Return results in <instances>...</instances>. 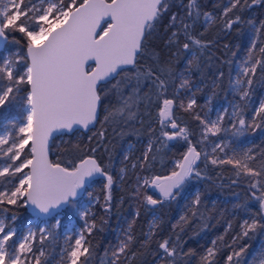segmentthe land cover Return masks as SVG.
Segmentation results:
<instances>
[{
    "label": "snow or ice",
    "instance_id": "obj_1",
    "mask_svg": "<svg viewBox=\"0 0 264 264\" xmlns=\"http://www.w3.org/2000/svg\"><path fill=\"white\" fill-rule=\"evenodd\" d=\"M181 3L184 15L172 12L164 26L166 32L171 29L166 46L180 45L183 35L185 42L181 47L191 54L186 64L190 71L192 66L199 65L197 50L203 52L212 43L203 40L204 33L193 34L196 21L203 15L204 25H209L214 18L211 13L201 12L198 0ZM258 3L264 0H227L217 19L224 29L230 30L242 22L240 13L245 8ZM171 7L172 0H0V48L9 42L17 46L15 51L5 49L0 53V109L15 105L23 114L10 129L0 132V210L6 211L2 207L5 205L23 204L32 206L39 214L58 216L59 210L72 204L97 174L106 178L105 188L110 189L114 177L108 166L95 157L100 146L110 151L104 143V130L89 137V141L97 139V147L88 148V154L79 157L78 163L70 160L67 166L59 159L49 158L50 141L58 134L89 129L99 121L101 110L105 113L102 125L117 121L128 124L136 119L141 103L148 106L165 97L162 104L157 103L160 136L167 141H183L186 150L171 161L173 167L168 174L138 175L133 197H142L146 205H162L176 199L193 177L201 176L198 161H210L214 166L232 165L237 178H247L249 199L259 207L252 212L247 203L237 205L247 211L248 218L227 245L230 251L225 264H264V246L246 262L248 246L241 244L251 233L264 229V151L259 155L252 149L237 151L230 146L231 140L225 139L229 133L239 137L248 129L264 127V98L251 110L250 119L246 118L258 69L260 80L264 81V40L251 42L247 59L230 81L239 95V103L232 111L224 109L214 119L195 113L200 126L197 139V133L182 127L174 114L175 108L195 110V93H186V103L181 99V93L192 87L189 79L180 73V82L176 84L171 58L161 62L159 54L148 49L149 37ZM256 32L264 33V22ZM178 52L179 49L172 55ZM145 57L153 63H141ZM222 77L220 72L218 78ZM173 85L172 98H166ZM113 94L116 104L109 100ZM154 131L150 128V132ZM209 143L211 152L207 151ZM152 152L150 141L144 153L131 162L132 169L150 170L155 160ZM128 159L125 154L124 161ZM120 172L125 173L126 168ZM149 190H154L159 198L148 194ZM105 201V210L110 211V194ZM199 204L200 194L196 192L192 205L198 208ZM82 215L87 216V210ZM7 219L0 218V264H47L43 244L51 235L49 229L40 228L39 236L31 229L19 234L13 226L17 217H10L12 223H6ZM181 221L186 222L187 217L182 216ZM133 223H129L124 239L110 253L105 249L100 264H132L137 255L133 251L137 240L132 232ZM56 224H60L59 219ZM157 228L154 218L142 247L157 234ZM95 229V220L85 221V229L74 244L62 250V264H90L96 246L88 236ZM216 245L213 240L212 246L200 255L199 264H217L220 249ZM157 246L156 264H183L185 257L195 255L191 249L183 251L179 236L175 240L163 237Z\"/></svg>",
    "mask_w": 264,
    "mask_h": 264
},
{
    "label": "trees",
    "instance_id": "obj_2",
    "mask_svg": "<svg viewBox=\"0 0 264 264\" xmlns=\"http://www.w3.org/2000/svg\"><path fill=\"white\" fill-rule=\"evenodd\" d=\"M250 2V0H249ZM186 4L187 0H183ZM201 12L211 13L213 22L204 25V16L201 15L196 21L192 30L194 35L204 33L205 42L212 41L211 45L200 52L197 50L199 65L192 66L190 71L186 69V64L191 56L184 51L181 45L185 42L183 35L180 36V45L166 46L171 29L165 31V25L172 12H179L184 15L181 0H172L170 12L166 14L161 24L157 26L156 31L148 39V49L150 52L159 54L160 61H167L171 58L172 69L176 76L175 83L178 84L179 74L184 73L190 81L191 89L181 93V99L187 102V94L195 93L196 107L194 111H184L175 108V118L183 127L186 126L191 132L197 133L199 138V123L195 120V113L201 116L208 115L209 107L216 108L220 105H227L229 112L234 105L239 103V95L234 91L230 81L236 78L242 62L247 59V52L253 40H264V33H257L256 29L261 27L264 22V3H258L245 8L241 13L242 22L234 25L230 30L224 29L222 23L217 19L227 0H198ZM252 21L253 23H248ZM191 23V20L186 21ZM19 38V36H17ZM11 41V37L9 38ZM12 43H7L5 48L12 47ZM15 49H16V45ZM227 46V47H225ZM173 56V53H177ZM235 54V55H233ZM141 63L152 64L153 61L145 57ZM223 73L222 78H218L219 73ZM115 83V81H112ZM174 85L169 88L166 98H172ZM147 91V88L144 89ZM264 94V81L260 80V74L256 77V83L253 85L251 102L248 108L250 119L251 110L256 107ZM162 97L159 102L146 106L141 103L138 109V115L134 121L124 124L123 121L115 123L103 121L104 111H101V118L89 132L75 131L71 135H60L55 137L52 142V158L54 161L59 159L65 166L70 160H79V157L87 155V149L97 147V139L89 141L93 133L101 130L106 132L107 139L104 143L110 151H105L103 146L98 147L95 156L104 165L114 177V183L110 189L105 188L106 178L95 177L90 181L93 185V191L98 194V200L92 206L93 214L89 216L91 221L95 220L96 229L88 239L96 246V255L90 264H100V259L104 257L105 249L109 253L115 248L124 234L128 230L129 223L132 224V232L137 238L133 251L137 253L132 264H156L158 246L157 241L163 237L171 236L174 240L176 236L180 237V243L183 251L190 249L195 255L185 257L183 264H199L200 255L212 246V241L216 240V247L220 249L217 254V264H225V258L230 249L227 247L231 243L233 236L241 231L240 225L248 214L244 208H238L237 205L247 203L248 209L252 212L258 211V203L249 199L246 187L247 178L241 176L237 178L232 165H212L205 163L203 159L198 161V167L201 171L200 177H193L188 181L185 188L176 199L167 201L162 205H146L143 199L137 200L133 197V190L137 182V176L148 177L158 174H168L173 167L171 161L178 159L186 150L183 141H167L160 136V124L158 118L157 103L162 104ZM109 100L116 104V97L113 94ZM105 100V104H109ZM137 111V109H133ZM17 106H8L0 109V125L3 117L16 115L19 113ZM229 126V125H225ZM150 128L155 129L150 132ZM229 133L225 139H230ZM250 139L253 144L254 152L259 155L264 151V127L256 128L254 131L248 129L241 138L232 137V143L239 145L243 141ZM153 142V152L155 156L150 170L140 168L132 169L131 162L140 157L146 150L149 142ZM131 144L130 147H127ZM79 145V147H76ZM230 145V146H231ZM247 147V146H246ZM207 151L211 152V144H208ZM128 155V160L124 161V155ZM231 154V153H229ZM111 156V159L109 157ZM259 161H257V164ZM126 168L125 173L120 169ZM233 181H237L233 183ZM200 194V204L198 208L192 205L195 193ZM111 195L110 211L105 210V196ZM148 194L156 195L153 190ZM82 196L74 198L73 203L67 205L62 212L63 216L60 224L54 226L56 216L48 218L51 225L49 231L51 235L44 241L43 248L47 259V264H62V250L65 245V222L68 218L77 215L79 201ZM10 213H15L22 218L23 222L31 215L23 204L16 206H2ZM139 212L137 216L136 213ZM193 212L196 214L193 215ZM187 217V221H181V217ZM155 218L158 225L157 234L147 242L146 246L141 245L145 242V234L149 231V225ZM231 224V228H229ZM176 225L177 227H173ZM87 235V233H85ZM37 236L39 233L37 232ZM71 240L75 239L73 233ZM223 237V239H219ZM264 238V229H259L251 233L249 237L244 238L241 244L248 246V252L245 257L247 262L249 257L258 251L257 247ZM37 247H40L37 244Z\"/></svg>",
    "mask_w": 264,
    "mask_h": 264
},
{
    "label": "rangeland",
    "instance_id": "obj_3",
    "mask_svg": "<svg viewBox=\"0 0 264 264\" xmlns=\"http://www.w3.org/2000/svg\"><path fill=\"white\" fill-rule=\"evenodd\" d=\"M5 49L11 50V51H15V46L12 45V47H10V48L8 47V48H5ZM5 49L2 50V52H0V53H4ZM189 56H191L190 53H189ZM262 98H264V94H263ZM258 103H257L256 106H258ZM226 106L227 105H223V106L220 105V106H218L216 108H212L210 106L209 110L207 112L208 115H209V118L214 119L218 112H222L224 109H227ZM18 110L20 112L16 113V115H9V116L6 115V117L1 118L2 122H1V125H0V132L5 131L6 129H10L13 122H17V121H19L22 118L23 114H22V112H21V110L19 108H18ZM242 136L243 135L239 136V138H241ZM229 138L231 140L232 137L230 136ZM130 145L131 144H128L127 147H130ZM231 147L235 148L237 151H239V150H248V149L254 150L253 144L250 142V139L244 140L242 145H239L237 143H235V144L232 143ZM0 163H2V161H0ZM89 193H91V196L89 195ZM154 198H156V195H154ZM97 200H98V194L93 191L92 183H89L88 185H86V187L84 189V194L82 195V197H81V199L79 201L80 205L76 209L78 214L68 218L66 220V222H65V226H66L65 227V232H66L65 237H66V240H65L64 249L68 246V244H70V243L74 244V240L75 239L71 240V238L69 236L71 233H73L75 238H76L77 235L82 230L85 229V221L87 220L88 223L92 222L91 219L89 218V216L93 214L92 206L95 204V202ZM86 210L88 212V215L87 216L82 215V213H84ZM13 214L17 217V219H16V221H15L13 226L17 228L19 234H26L29 229H31L32 231H34L36 233L37 232L39 233V229L40 228H45V227H47L48 229L50 228L49 226L51 225V223H50L48 218L40 219L39 217H36V216H30L29 218H27L23 222L22 218L19 217L18 215H16L15 213H10L9 214L7 211L0 210V218H4V217L8 218L6 220V223H12L11 220H10V217ZM62 214H63L62 212H59V215L56 216L55 221H54V224H55L54 226H57L56 220L57 219L61 220V218L63 216ZM247 218H248V214L246 215L245 219H247ZM262 246H264V238L258 244L257 249L258 250L261 249Z\"/></svg>",
    "mask_w": 264,
    "mask_h": 264
},
{
    "label": "water",
    "instance_id": "obj_4",
    "mask_svg": "<svg viewBox=\"0 0 264 264\" xmlns=\"http://www.w3.org/2000/svg\"><path fill=\"white\" fill-rule=\"evenodd\" d=\"M7 45V44H6ZM6 45L4 46V48H0V52H2V50H4L5 49V47H6ZM93 66H94V64H93ZM102 111V110H101ZM101 111H100V117H99V120H100V118H101ZM98 123V122H97ZM96 123V124H97ZM96 124L95 125H93V126H90V128L89 129H87V130H85V129H79V130H77V131H83V132H89L90 130H92V128L93 127H95L96 126ZM68 135H71V134H68ZM57 136H60L59 134L58 135H56V137ZM52 142L53 141H50V143L52 144ZM85 156V155H84ZM96 157V156H95ZM49 158L51 159V160H53V158H52V151L50 152V155H49ZM97 158V157H96ZM54 161V160H53ZM99 161V160H98ZM79 162V160H77V163ZM158 175H166V174H158ZM95 177H97V178H100V177H103V176H101V175H99V174H97V175H95L94 177H92L91 179H89V181H88V183L86 184V185H88L89 183H91L90 181H92ZM84 189H85V187L82 189V190H80L79 191V194H78V196L76 197V198H78V197H80V196H82L83 194H84ZM154 191V190H153ZM26 206V208H27V210L29 211V213H30V215L31 216H36V217H39L40 219H42V218H51V217H53V216H46V215H43V214H39L37 211H34L33 210V207L32 206H30V205H25ZM67 206V205H66ZM65 206V207H66ZM64 207V208H65ZM61 210H63V209H61ZM61 210H59V212L61 211Z\"/></svg>",
    "mask_w": 264,
    "mask_h": 264
},
{
    "label": "flooded vegetation",
    "instance_id": "obj_5",
    "mask_svg": "<svg viewBox=\"0 0 264 264\" xmlns=\"http://www.w3.org/2000/svg\"><path fill=\"white\" fill-rule=\"evenodd\" d=\"M86 187V186H85ZM156 198L158 199L159 197H158V195H156Z\"/></svg>",
    "mask_w": 264,
    "mask_h": 264
}]
</instances>
